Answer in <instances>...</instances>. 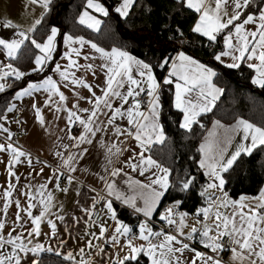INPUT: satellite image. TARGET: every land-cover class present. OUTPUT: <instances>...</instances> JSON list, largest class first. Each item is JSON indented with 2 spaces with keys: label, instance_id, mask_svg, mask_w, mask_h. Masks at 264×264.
I'll list each match as a JSON object with an SVG mask.
<instances>
[{
  "label": "snow or ice",
  "instance_id": "1",
  "mask_svg": "<svg viewBox=\"0 0 264 264\" xmlns=\"http://www.w3.org/2000/svg\"><path fill=\"white\" fill-rule=\"evenodd\" d=\"M135 2L136 0H120L114 11L120 17L127 18ZM179 2L199 14L192 32L206 37L209 47L217 42L218 37H222L224 48L219 52H213L212 58L228 69H239L242 63H246L249 69L255 71L252 83L264 88V9H261L259 16L256 17L244 11L249 8L252 0H179ZM27 3L28 5H38L42 9L39 17L26 30H21L22 26L10 19L4 20L3 28L16 31L11 39L0 37V50L5 51L8 58L15 60L25 41H30L40 54L35 55L33 60L35 66L27 73L12 63L0 62V81H5L0 83V93H3L6 87H11L6 82L7 78L14 77L16 81H20L32 73L44 72L45 68L54 62V53L57 50L56 39L60 35V29L51 26L42 42H38L29 35L36 31L37 26L41 25L45 15L50 11L52 0H27ZM89 9L105 17L109 15V9L100 0H86L85 10L79 14L78 23L80 25L98 32L102 21L88 11ZM248 25L255 27L248 29L246 27ZM180 35L182 36L183 33ZM63 43L67 51L63 53L62 59H66L67 64L62 66L59 62H55L51 69L53 73L58 74L59 81L52 75H47L38 82L29 81L25 87L15 93L13 99L34 97L35 94L43 92L46 94L44 108L54 109V114L66 112V120L69 125L78 123L83 128V132L79 136H68V139L75 141L73 147L80 148L83 144H91L92 138L96 137L97 133L111 131L117 138L125 136L136 142L139 151L133 150L132 156L125 162L128 167L133 171L139 170L141 176L152 169L157 170L148 177L149 183L134 182L142 190L140 199L144 202L143 207L136 205L137 198L135 196L125 198L115 189L114 183H107L109 196L121 200L147 218L139 224L138 234H134L132 228L117 219L112 200H106L104 207L110 214V218L116 222L113 234L109 238H105L108 228L102 222L98 225L99 235L96 233H91V235L95 240L105 239L113 247L119 246L121 251L127 249L123 256L117 257L116 264H126V262L127 264H131V262L139 264L138 258L141 254L149 258L150 264H198V262L199 264H222L217 256L207 255L191 248L180 238L185 237L192 240L196 234L200 235L202 246L216 254L226 250L224 240L227 238L230 242L228 250L232 253L231 259L234 264H264V189H261L256 197L250 198L242 195L239 200L231 199L225 191L226 180L223 173H227L242 154L250 156L255 149L264 146V127L256 126L243 118H238L235 124L227 127L220 121H215L213 131L209 132L208 138L199 146L198 152L201 154V158L197 163L199 169L204 170L203 175L207 176L209 180V183L200 192V196L206 198L208 206L199 208L195 213L196 224L201 225V228L193 225L190 232L185 234L184 229L188 227L186 224L188 213L175 211L181 203L179 200L159 217L168 226H175L176 234L165 231L163 228L154 231L150 227L153 213L170 186V169L153 159L152 155H145L151 151L153 144L163 143L166 138L163 125L160 122L162 108L160 90L163 86L174 85V107L183 114L179 127L191 130L193 124L199 123L197 118L211 112L216 101L223 94V89L217 87L213 82L218 72L208 64L181 51L171 59V70L161 84L154 75L153 66L150 63L137 59L126 50L117 47L106 50L95 42L86 40L83 36H73L70 33L63 34ZM74 45L79 47H74ZM86 45L99 56L85 55L84 59L89 61L100 59L101 64L96 65L90 62L82 65L78 60L73 59V55L76 57L81 55V50ZM225 57H228L231 62H226ZM168 64L169 58H166L157 66L164 67ZM73 69L76 71H72ZM81 69L93 76L97 75L98 70L103 72L104 85L94 86L88 83L84 77L77 76L76 72ZM134 70L139 78L133 76ZM62 87L71 90L76 98L70 108L67 107L68 96L61 90ZM94 87L100 90L99 95ZM80 88L86 89L90 95L82 96L77 91ZM142 94L146 95L148 99H141ZM81 100L86 101L91 107H80ZM32 108L36 120L41 127H44L46 121L43 108L39 107L35 101ZM145 108L146 110H143ZM15 110L16 104L10 103L5 114H0V121H6L7 113ZM78 113L87 115L82 116ZM101 116L106 119H101ZM118 119L126 120L127 126L121 127L117 124ZM16 123L19 124L20 121L16 120ZM217 129L224 131L218 135ZM68 130L70 133L71 128L69 127ZM0 131L8 134L5 143H0V153L9 156L5 169L8 177L12 178L7 181V187L3 188L0 193V201H3V205L0 207V216L7 217L9 208L13 205L16 208L15 219L12 222L16 227L9 228L6 234V220L0 219V264H22V260L29 254L35 257V259H31L30 264H41L40 254L52 253L54 249L45 247L39 242L33 243V241L41 235L57 236V225L49 218L50 215H55L52 212L55 204L53 193L48 190V185L53 184L56 189L62 192H67L68 188L61 187L60 180L63 173L57 168L53 170L52 175L45 178V183L24 185L23 187L27 188V191L18 189L20 175L15 171V167L24 162L21 158H26L27 163L31 166L32 159L29 153L11 142L14 134L3 123H0ZM236 135H239L241 140L235 149L229 152L228 147ZM64 148L67 149L68 145H64ZM87 151V148H83L78 156L70 154L66 159L63 158V153L57 152L56 155L63 159V168L75 172L76 168L72 166V162L83 159ZM121 151V148L113 144L108 148L109 157L118 155ZM108 163H112L111 158ZM122 171V168H116L111 172V176H117ZM43 172L44 168L41 167L36 175ZM29 177L34 178L31 172ZM73 180L74 177L71 175L67 177L69 184ZM195 180V176L183 180L179 191L189 190ZM154 186H158V188ZM143 190H147V192ZM17 191L20 196L26 198L24 205H22L21 199H13V193ZM216 193H220V195H216ZM93 199L92 209L95 208V198ZM92 209L81 210L91 219ZM34 210H36L35 213ZM57 219L63 221L64 216L58 215ZM74 219L77 218L74 217ZM209 220L212 223H208ZM44 222L49 226L50 233H42L41 224ZM121 237L125 239L124 243H121ZM137 239L144 243L135 244L134 240ZM153 240L156 242L153 243ZM60 243L64 244L65 242L61 241ZM86 247L97 248V254L104 253V248L94 244L93 240H88ZM186 250L194 253L187 260L184 259ZM84 251V248L79 250L81 254ZM55 254L61 255L59 251H55ZM63 259L75 261L71 252L65 254ZM76 264H90V262L81 259Z\"/></svg>",
  "mask_w": 264,
  "mask_h": 264
},
{
  "label": "crops",
  "instance_id": "2",
  "mask_svg": "<svg viewBox=\"0 0 264 264\" xmlns=\"http://www.w3.org/2000/svg\"><path fill=\"white\" fill-rule=\"evenodd\" d=\"M101 3L104 4L103 2ZM105 7L107 6L105 5ZM261 9H264V0L258 12L250 13V14H253L256 17H258ZM84 10L85 8L81 12H83ZM41 11L42 9L38 5H28L27 0H0V37H3L5 39H11L14 37V32L16 31L10 28L9 29L3 28L2 22L4 20L10 19L14 23L21 25L22 26L21 30H26L34 22V20L39 17ZM88 11L92 12L91 9H89ZM92 14L96 16L98 19H100L103 23L102 18L105 16H102L101 14L95 13V12H92ZM198 16L199 14L197 13V18L195 20L194 25L196 24L198 20ZM102 23L100 25V28L102 26ZM246 27L248 29H253L255 26L248 25ZM89 30L93 31L92 29H89ZM36 31L34 33H30L29 35L35 38L38 42H42L43 40L36 37ZM94 32H97V31H94ZM60 35H61V30H60ZM60 35H58L56 39V49H57L58 40H59ZM219 38L221 39L223 43L222 37H218V39ZM85 39L90 40L86 37ZM74 47H79V46L74 45ZM223 48H224V45H223ZM60 49H61L60 51L61 53L59 54L57 58H56V52L54 53V62L49 64V65L52 64L50 71L38 79L28 80L21 88L25 87L29 81L38 82L47 75H52L54 79L59 81L58 74L53 73L51 69L54 67L55 62H59L62 66L67 64V60L62 59L63 53L67 51L63 43V38H62ZM110 49H106V50H110ZM25 50H27L29 54L31 53V56H32L31 60H30V56H27V57L24 56ZM181 51L199 60L200 62L207 64L206 62L194 57L193 55H191L190 53L184 50H180L176 52L173 58H175L178 55V53ZM38 54H40L39 50L35 49V47L31 45L30 41H25V44L21 47L20 51L17 53V59L15 60H11L10 58L7 57L5 51L0 50V62L12 63L15 67L27 73V72H30L31 69L35 66L33 63V60H34L35 55H38ZM85 55H95L97 57L99 56L98 53H94L93 50H91V48L86 45L81 50V55L79 57H76L75 55H73V59L78 60V62L82 65L90 63V62L96 65H99L102 63L100 59H96L94 61L85 60L84 59ZM131 55L134 56L133 54ZM136 58L140 59L138 57ZM224 60L226 62H231L228 57H225ZM48 66L45 68V70L48 68ZM170 70H171V60L169 62L168 71L165 77L168 75V72ZM72 71H76V70L73 69ZM76 74L77 76L84 77L88 83L93 84L94 86L104 85L105 76H104V73L99 70L97 71L96 76H93L91 73L85 72L83 69H81L80 71H77ZM133 76L135 78H139L135 70L133 71ZM254 76H255V71L253 70L252 78ZM173 79L175 80V78ZM4 82L5 81H0V83H4ZM6 82L12 85V83L16 82V80L14 77H9L7 78ZM213 82L217 87L221 88L220 86H218V84L215 83V78L213 79ZM9 88L10 87H6L5 91L8 90ZM20 89H18L17 91H19ZM61 90L65 92L66 96H68L67 107L70 108L71 104L75 102L76 98L73 96L71 90L65 89L63 87L61 88ZM94 90L97 92L98 95L100 94V90L98 88L94 87ZM77 91H79L82 96L90 95V93H88V91L83 88L77 89ZM15 93L12 96V99L9 102V104L15 103L16 110L11 113H7L8 119L6 121H0V123H3L4 126L8 128L11 133L14 134L12 136L11 142L16 147L21 148L26 153H29L32 159L31 166L27 163L26 158H21L22 161L24 162L21 164H18L15 167V171L17 172L18 175H20V181L17 184V188L27 191L28 189L24 188L23 187L24 185H27L29 183L32 185H38L40 183H45L46 182L45 178L52 175L53 170L57 168H59L60 172L63 173V175L61 176L60 184L63 181L64 185L61 184V187L68 188L67 192H62L56 189L53 184L48 185V190L53 193L54 204H55V207L52 209V212L55 213V215H50L49 218L52 219L57 225V236L52 237V236L41 235L40 237L36 238V240H34L33 243L39 242V243L44 244L45 247H52L54 251L50 254H55V251H59L61 253V255L59 256L61 257H63L68 252H71L73 256L75 257V261L67 260L66 264H76V262L80 261L81 259L89 261L90 264L116 263L117 257L123 256L125 252L127 251V249H125L124 251H121L119 246L113 247V245L109 242H106L105 239L95 240L91 235V233H96L97 235H99L98 225L103 222L105 223V226L108 228V231L105 233V238H109L113 234V229L115 227L116 222L110 218V214L107 212V209L100 223L94 222L92 217L91 219H89L88 215L85 212H83L81 209H84V208L92 209V205L94 203L93 198H95V206L99 202H103L105 200V197L101 194V192L104 195L109 196L108 191H107V183H114L115 189L118 192L122 193L125 198L135 196L137 198L136 205L138 207H143L144 202L142 199H140L142 190L140 189L139 185L135 184L134 182L139 181L140 184L149 183L148 177L151 176L152 172H155L157 170L152 169L149 172H145V174L141 176L139 173V170L133 171L130 167H128L125 162L129 159L130 156H132L133 150L137 152L139 151L136 145V142L133 139L129 137H125V136H121L117 138L113 135L111 131L97 133L96 137L92 138L93 142L91 144H83L80 146V148L73 147L75 141L68 139V136L72 135V133L71 132L69 133V130H68L69 127L70 128L72 127V125H69L68 121L66 120V116H67L66 112L62 111V112L54 114V109L49 110V108H44L43 105H44V99L46 97V94L43 92L35 94L34 97H24L23 99H20V100L13 99V97L15 96ZM174 99H175V87H174ZM34 101L37 103L39 107L43 108V114H44L45 121H46L44 127H41V125L35 118V112H34V109L32 108V104ZM80 107H91V106L86 101L81 100ZM19 109L21 112V115L19 118L20 123L17 124L16 122H14L13 117H14V114L17 111H19ZM143 110H146V108ZM5 112H6V109L4 110L3 114H5ZM78 114L82 116L87 115L86 113H78ZM238 118H243V117H238ZM238 118H236L234 121L230 123H225L216 118L211 119L204 135L202 136V139L200 140L199 146L201 143L205 141L206 138H208L209 132L213 131V124L215 121L218 120L220 121L221 124L227 127V126L235 124ZM101 119H106V118L101 116ZM182 119H183V114H182L181 122H182ZM116 123L119 124L121 127L127 126L126 120L118 119ZM223 131H224L223 129H217V134L221 135ZM82 132H83V128H82ZM0 134L4 136V137H0V143H5L6 137L8 134L2 131H0ZM165 137H166V134H165ZM240 140H241V137L239 135L234 136L232 139V144L228 147V151L229 152L233 151L235 149V146L240 142ZM113 144H115L116 147L121 148L122 151L118 155L109 157L108 148L111 147ZM160 144L162 143H155L151 147L153 148L155 145H160ZM64 145H68V148L65 149ZM83 148L88 149L83 159H78L72 162V166L76 168L75 172H70L67 169L62 167L63 159L56 155L57 152L63 153V158L66 159L67 156L70 154H76L78 156L79 152ZM113 151H115V149H113ZM149 154L152 155L151 152L145 153V155H149ZM152 157L153 159H155L153 155ZM109 158H111L112 160L111 164L108 163ZM200 158H201V154H199L198 160ZM8 159H9V156L7 154L0 153V161H3V162H0V193H2L3 188L7 187V181L9 179H12L8 177L6 169H5V164L7 163ZM133 162H136V161H133ZM41 167L44 168V172L40 175H36V173L39 171ZM116 168H122L123 171L117 176H111V172ZM33 169H35V171H33ZM30 172L32 173V177L34 178L29 177ZM69 175L74 177V180L71 184H69L67 181V177ZM223 176L225 178V173H223ZM152 178H155V177H152ZM13 182L15 183L14 179H13ZM169 185H170V175H169ZM154 187L158 188V186H154ZM261 189H264V184ZM143 191L147 192V190H143ZM260 191L256 195L243 194V196H247L250 198L256 197L259 195ZM216 195H220V193H216ZM241 196L242 195H240L236 199H233L229 195V197L233 200H239ZM109 197H112L114 201H118L119 203H122L123 205H125L124 208L120 209L119 204L117 202L112 201L113 208L116 211L117 219L122 221L124 224L128 225L133 230H136L135 234H138L139 224L142 221H145L147 218L142 213H137L134 210V208H132L129 205L124 204L121 200H116L114 196H109ZM15 198L21 199L22 205H24L26 198L20 196L19 191L13 193V199ZM106 200H111V199L106 198ZM160 202L157 205L156 211L153 213L152 219L158 221V223H160L161 225L166 226L170 230L169 232H172V234H176L175 226H168L164 221H161L159 218L161 214L165 213L167 208L172 207L173 205H168L166 208H164V210H162V212L158 215V217L155 218ZM2 205H3V201H0V207H2ZM207 206H208V202L206 200L205 205L202 207H207ZM35 211L36 210H34V213ZM93 211L94 209H92V213ZM175 211L177 213H180V212L188 213V216L186 217V224L188 225V227L184 229V232L186 235L187 233L190 232V229L193 225H195L197 228H201V225L196 224L197 217L195 213L197 211L194 213H190L186 210H182L179 208H176ZM15 212H16V208L13 205L12 207L9 208V213L7 217L0 216V219L6 220L5 234L9 228L16 227V225L12 223L13 220L15 219ZM58 215L64 216V220L61 221L57 219ZM126 216H129V218H127ZM74 217L77 219H74ZM208 223H212V221L209 220ZM150 227H152L154 231H158L161 229L158 225H156L155 223L151 221H150ZM41 230H42V233H50V228L46 222L41 224ZM164 230L168 231L166 229ZM180 238L183 239L185 243H188L191 248H194L202 253H206L207 255H210L207 252L213 253L209 249L204 248L202 246L200 242L201 237L199 234H196L194 239L192 240H188L185 237H180ZM120 239H121V243L125 242V239L123 237H121ZM88 240H93L94 244L103 247L104 253L97 254L98 250L95 247L91 249L87 248L86 243ZM61 241H64L65 243L61 244L60 243ZM155 242L156 240H153V243ZM134 243L139 245V244L144 243V241L137 239V240H134ZM81 248L85 249L83 254L79 252ZM45 253H48V252H45ZM42 254L44 253L40 254L39 259L42 257ZM213 254L219 255L220 257L223 256V258L220 259L222 264H234L233 260L231 259L232 253L230 250H228L227 252H223V251L219 252V254H216V253H213ZM193 255H194L193 252L186 250L184 253V259L186 260L190 259ZM31 259H35V257H32L31 254H29L27 258L22 260V264H30ZM148 261L150 264L149 258H148Z\"/></svg>",
  "mask_w": 264,
  "mask_h": 264
},
{
  "label": "trees",
  "instance_id": "3",
  "mask_svg": "<svg viewBox=\"0 0 264 264\" xmlns=\"http://www.w3.org/2000/svg\"><path fill=\"white\" fill-rule=\"evenodd\" d=\"M100 1L109 9V15L102 18L103 23L98 32L78 23V16L85 8L86 0H52L50 11L37 28L36 37L44 40L51 26L61 30L56 58L61 53L64 33L84 36L105 49L121 48L150 63L161 84L169 64L164 67L157 65L164 61L166 53H176L180 49L206 62L218 72L215 83L223 89V94L211 112L198 117L199 123L193 124L191 130L179 127L182 113L174 107V85L163 86L160 90V121L166 138L162 144L155 145L151 153L157 161L170 169V186L160 202L155 218L164 208L174 205L178 200L181 201L179 209L194 213L206 203V198L200 196V192L209 180L203 175L202 169H199L197 161L200 154L199 143L208 124L213 118L230 123L243 117L256 126L264 127V88L252 83L253 70L246 64L242 63L239 69H228L212 58L213 52L223 49L221 39L209 47L207 38L192 32L197 13L182 5L179 0H136L127 18L120 17L114 11L120 0ZM262 3L263 0H252L245 12H258ZM178 30L182 31V36ZM24 56L32 59L27 50L24 51ZM51 66L52 64L42 73H32L22 81L13 82L8 90L0 93V114H3L18 89L28 80L38 79L48 73ZM191 176L196 177L194 185L187 191H179L181 182ZM225 180V190L233 199L243 194L256 195L264 184V146L255 149L250 156L242 155L225 173ZM138 260L139 264H149L148 258L143 254ZM40 262L66 264L67 260L55 254L44 253Z\"/></svg>",
  "mask_w": 264,
  "mask_h": 264
},
{
  "label": "built area",
  "instance_id": "4",
  "mask_svg": "<svg viewBox=\"0 0 264 264\" xmlns=\"http://www.w3.org/2000/svg\"><path fill=\"white\" fill-rule=\"evenodd\" d=\"M178 33H179V35H180V33H182V31H181V30H178ZM173 37H174V36H171V38H173ZM180 50H181V49H180ZM180 50H179V51H180ZM174 54H175V52H169V53H166L164 57H165V59H166V58H169V62H170V60L174 57ZM141 99L147 100L148 98H147L146 95L142 94ZM20 115H21V112H20V109H19V111H17V112L14 114V117H13L14 122H16V120H19ZM81 132H82V127L79 126L78 123L72 125V127H71V133H72L73 136H79V135L81 134ZM0 137H4V136H2V135L0 134ZM151 150H152V147H151ZM150 152H151V151H150ZM61 184L64 185V182L62 181ZM101 194L105 197V200H104L103 202H99V203L95 206L94 211H93V214H92V219H93V221L96 222V223H100V222L102 221V219H103L105 213H106V208L104 207V204H105L106 198H107V199H111L112 201H114V200L112 199V197H109V196H107V195H104L102 192H101ZM114 202H117V203L119 204V208H120V209L125 207V205H123L122 203H119L118 201H114ZM151 222L155 223V224L158 225L160 228H163V229H166V230L170 231L166 226L161 225V224L158 223V221H156V220H153V219H152ZM133 233L135 234V233H136V230H133ZM224 244H225V249H226V250H224L223 252H227V251H228V248L230 247V242L227 240V238H225V240H224ZM207 253H209V254L212 255V256H217L218 259L223 258V256L220 257L219 255H215V254L210 253V252H207Z\"/></svg>",
  "mask_w": 264,
  "mask_h": 264
}]
</instances>
